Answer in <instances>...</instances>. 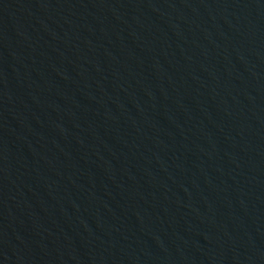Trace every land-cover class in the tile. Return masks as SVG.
I'll use <instances>...</instances> for the list:
<instances>
[{"label":"water","instance_id":"1","mask_svg":"<svg viewBox=\"0 0 264 264\" xmlns=\"http://www.w3.org/2000/svg\"><path fill=\"white\" fill-rule=\"evenodd\" d=\"M0 264H264V0H0Z\"/></svg>","mask_w":264,"mask_h":264}]
</instances>
